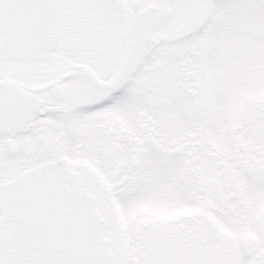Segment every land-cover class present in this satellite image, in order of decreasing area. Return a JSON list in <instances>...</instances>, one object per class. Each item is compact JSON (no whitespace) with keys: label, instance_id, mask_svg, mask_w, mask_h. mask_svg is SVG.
Segmentation results:
<instances>
[{"label":"snow or ice","instance_id":"6c2138e0","mask_svg":"<svg viewBox=\"0 0 264 264\" xmlns=\"http://www.w3.org/2000/svg\"><path fill=\"white\" fill-rule=\"evenodd\" d=\"M0 264H264V0H0Z\"/></svg>","mask_w":264,"mask_h":264}]
</instances>
